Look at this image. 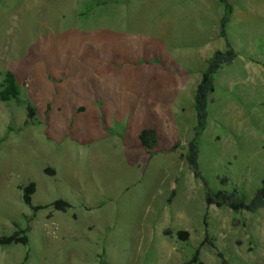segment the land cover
Wrapping results in <instances>:
<instances>
[{"label": "rangeland", "instance_id": "rangeland-1", "mask_svg": "<svg viewBox=\"0 0 264 264\" xmlns=\"http://www.w3.org/2000/svg\"><path fill=\"white\" fill-rule=\"evenodd\" d=\"M119 4L127 16L104 15ZM229 4L0 0V90L11 73L20 92L0 100V237L25 233L0 264H264V210L206 204L250 202L264 181V0ZM227 43L237 59L216 75L197 179L195 94Z\"/></svg>", "mask_w": 264, "mask_h": 264}, {"label": "trees", "instance_id": "trees-1", "mask_svg": "<svg viewBox=\"0 0 264 264\" xmlns=\"http://www.w3.org/2000/svg\"><path fill=\"white\" fill-rule=\"evenodd\" d=\"M230 13H232V8L229 4V0H220ZM228 23V18H226L221 25L222 36L226 38L225 27ZM237 59V53L235 49L227 43L226 50L224 52H216L206 71L203 73L201 81L197 87L195 94V112L197 117V127L195 130V137L188 145V155L186 157L189 167L194 171V176L197 179H201L198 173L199 168V147L198 141L202 133L207 127L208 121V108L210 103V97L215 93L216 89V75L224 67L230 66ZM20 92L17 86L16 78L13 74H8L6 78V85L0 90V100L1 102H9L11 100H18ZM31 116L34 111L29 107ZM139 141L141 146L148 152H152L158 148L160 143V136L155 129H145L139 135ZM224 183H226L224 181ZM205 186L207 184L205 183ZM34 194V188H27L24 191V201L25 204L32 208V196ZM206 204L208 206H214L218 209L229 208L234 213L247 212L255 214L261 210H264V181L261 189H259L255 197L250 201H246L237 190L233 192L220 191L215 194H207ZM59 206H61L59 204ZM25 235L23 231H15L10 236L0 237V247L10 246L18 241ZM180 239L184 242L188 240L189 235L187 233H181ZM222 264H229V262L224 258L222 254H219ZM193 264H203L199 261V252L193 257Z\"/></svg>", "mask_w": 264, "mask_h": 264}, {"label": "crops", "instance_id": "crops-1", "mask_svg": "<svg viewBox=\"0 0 264 264\" xmlns=\"http://www.w3.org/2000/svg\"><path fill=\"white\" fill-rule=\"evenodd\" d=\"M143 4L146 5L145 3H143ZM140 5H142V4H140ZM126 6H127L126 4L110 5L104 11V15L105 16H113V15L114 16H116V15L117 16H127L130 13V11L125 9ZM102 15H103V13H102ZM105 22H108V21H105ZM117 22H120V20H118ZM96 25H97V23H96ZM96 30H97V26H96ZM119 31H122L123 33H120ZM94 32H96V31H94V26H93L92 31L90 33L95 34ZM118 33L127 34L125 32V28L123 26L120 27V29L118 30ZM118 33H116V34H118Z\"/></svg>", "mask_w": 264, "mask_h": 264}]
</instances>
